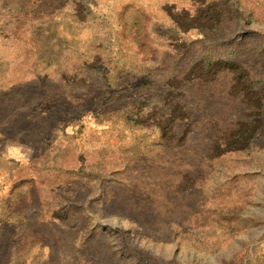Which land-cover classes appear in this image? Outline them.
Here are the masks:
<instances>
[{"label":"rangeland","instance_id":"374dc122","mask_svg":"<svg viewBox=\"0 0 264 264\" xmlns=\"http://www.w3.org/2000/svg\"><path fill=\"white\" fill-rule=\"evenodd\" d=\"M0 264H264V0H0Z\"/></svg>","mask_w":264,"mask_h":264}]
</instances>
